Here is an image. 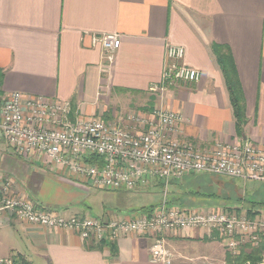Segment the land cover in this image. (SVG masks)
<instances>
[{
    "label": "crops",
    "instance_id": "1",
    "mask_svg": "<svg viewBox=\"0 0 264 264\" xmlns=\"http://www.w3.org/2000/svg\"><path fill=\"white\" fill-rule=\"evenodd\" d=\"M103 34L120 36L113 64L93 45V36ZM214 44L229 48L236 65L248 118L243 136ZM169 45L185 49L182 64L201 79L153 92L162 83ZM0 71L4 97L18 92L67 103L74 121L102 118L137 132L130 116L149 120L164 108L182 117L179 137L201 150L244 141L264 149V0H0ZM6 182L42 209L103 221L145 214L146 208L129 205L130 195H154L160 187L99 189L43 155L14 154L0 136V189ZM185 203L212 210L202 199ZM152 243L137 235L95 242L7 217L0 227V258L30 264H156ZM168 243L173 264H226L231 253L218 233L204 230L172 235Z\"/></svg>",
    "mask_w": 264,
    "mask_h": 264
},
{
    "label": "built area",
    "instance_id": "2",
    "mask_svg": "<svg viewBox=\"0 0 264 264\" xmlns=\"http://www.w3.org/2000/svg\"><path fill=\"white\" fill-rule=\"evenodd\" d=\"M93 45H101L109 64H113L121 39L117 34L93 36ZM185 54L183 47H167L162 83L154 86L153 92L200 81L198 70L182 64ZM70 115L67 103L11 93L0 102V136L14 154L24 158L43 155L51 164L109 192L162 184L167 195L174 181L192 174L264 184V149L244 141L218 143L212 150H201L179 137L182 117L173 111L156 109L149 120L130 116L128 120L140 130L137 132L108 124L102 118L74 121ZM94 158L97 161L91 162ZM5 217L41 228L68 230L95 242L120 236L149 237L153 240L150 257L156 264H173L175 252L168 239L191 230L218 233L234 255L242 246L264 245V214L250 220L245 212L237 215L220 209L190 210L173 206L166 196L151 212L103 221L42 209L16 196L12 184L6 182L0 189V227ZM14 261L0 258V264Z\"/></svg>",
    "mask_w": 264,
    "mask_h": 264
},
{
    "label": "trees",
    "instance_id": "3",
    "mask_svg": "<svg viewBox=\"0 0 264 264\" xmlns=\"http://www.w3.org/2000/svg\"><path fill=\"white\" fill-rule=\"evenodd\" d=\"M212 52L216 57L225 78L230 102L234 112L237 134L243 136L248 124V118L246 115L243 89L238 78L234 59L229 48L224 46L214 44L212 46ZM2 82L3 74L0 71V102L4 97L1 90ZM90 161L96 162L97 158L91 159ZM187 177H193L192 181L188 182V185H185L183 182L186 177L182 180L173 182L179 191L183 192L182 190H187V192L184 191L185 193L183 192V194H173L175 200H170L173 206L189 209L185 201L192 202L193 200L202 199L207 202L212 210L223 209L225 212L229 213L236 212L237 215H241V213L245 212L247 218L250 220H255L262 212H264V184H261V187L254 188L250 193V198H247L243 195V188L236 182V180L214 175L192 174ZM159 186L163 188L162 184ZM231 203L237 206L234 210H232L231 207L229 208ZM158 206L146 208L145 212H151ZM263 256V244L258 248H252L251 245H245L240 248V253L238 255L228 253L226 264H261ZM14 264L30 263L25 260L17 259L14 261Z\"/></svg>",
    "mask_w": 264,
    "mask_h": 264
},
{
    "label": "rangeland",
    "instance_id": "4",
    "mask_svg": "<svg viewBox=\"0 0 264 264\" xmlns=\"http://www.w3.org/2000/svg\"><path fill=\"white\" fill-rule=\"evenodd\" d=\"M86 120V119H83ZM193 177H186L183 182L185 183V185H188L187 183L192 181ZM236 182L241 185V187L243 188V195L246 196L247 198H250V193L252 192V190L255 188V186L257 184L255 183H244L242 181H237ZM172 186H174L172 189L169 190L168 194L166 195V193L163 191V189L161 187H159V189L156 191V193L154 195H149V194H131V200L127 201L128 203H130L129 205H131L133 207L134 210L139 211L143 208H147L150 206H158L160 205L163 200L166 198H168V200H175L174 199V195L173 194H178L179 190L177 189V187L175 186V184L172 183ZM261 187V185H259ZM188 187V186H187ZM158 197V198H157ZM202 204H192L188 207H191L193 209H198V207H201ZM229 207H237L235 206V204L231 203Z\"/></svg>",
    "mask_w": 264,
    "mask_h": 264
}]
</instances>
